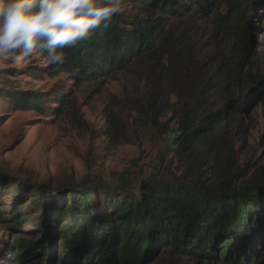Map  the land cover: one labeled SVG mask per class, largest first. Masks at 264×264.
Segmentation results:
<instances>
[{
  "label": "trees",
  "instance_id": "trees-1",
  "mask_svg": "<svg viewBox=\"0 0 264 264\" xmlns=\"http://www.w3.org/2000/svg\"><path fill=\"white\" fill-rule=\"evenodd\" d=\"M263 2L122 0L141 14L113 16L65 49L59 70L47 67L85 83L152 61L154 80L148 79L142 98L149 99L151 115L172 114L174 154L185 171L143 181L139 195L69 192L64 208H51L53 193L39 188L28 209H42L38 219L31 218L35 211L29 215L42 239L19 237L5 264H47V254L54 264L58 234L68 257L79 258L58 264H147L159 253L169 255L170 264H264V171L238 160L250 134L246 114L258 96L264 98V76L252 73L251 34V17ZM190 14L212 20V38L221 44L215 59L207 56L201 65L202 25H172ZM24 186L22 197L30 187ZM1 217L9 228L22 229L20 211Z\"/></svg>",
  "mask_w": 264,
  "mask_h": 264
},
{
  "label": "rangeland",
  "instance_id": "rangeland-1",
  "mask_svg": "<svg viewBox=\"0 0 264 264\" xmlns=\"http://www.w3.org/2000/svg\"><path fill=\"white\" fill-rule=\"evenodd\" d=\"M122 6L127 16L141 14L128 4ZM255 9L251 17L252 73L261 77L264 2ZM195 20L203 28L201 65L207 56L213 57L211 61L215 59L213 55L221 48L219 41L212 38L216 35L213 21L207 23L190 14L173 20L172 25L185 26ZM49 65L40 52L15 62L0 57V264L11 256L19 237L42 239L43 232L31 219H38L42 209H28L42 190L53 193L51 208H64L69 192L75 195L91 191L99 197L103 192L139 195L143 181L174 179L185 171L183 162L174 154L176 123L172 114L151 115L149 99L142 98L151 85L148 79L154 80L152 61L140 60L128 72L85 83L76 82L65 72L54 74L47 70ZM246 121L250 134L239 151V163H250L254 172L264 171L262 96L251 103ZM24 185L30 187L22 197L19 189ZM18 211L24 217L22 229L13 230L1 216L9 218ZM55 245L54 264L66 258L78 261L79 258L68 257L60 234L55 237ZM43 259L53 264L49 254ZM186 261L178 260L180 264H204ZM170 263L169 255L159 253L147 264Z\"/></svg>",
  "mask_w": 264,
  "mask_h": 264
},
{
  "label": "clouds",
  "instance_id": "clouds-1",
  "mask_svg": "<svg viewBox=\"0 0 264 264\" xmlns=\"http://www.w3.org/2000/svg\"><path fill=\"white\" fill-rule=\"evenodd\" d=\"M125 11L122 0H0V57L43 53L53 71L93 30Z\"/></svg>",
  "mask_w": 264,
  "mask_h": 264
}]
</instances>
